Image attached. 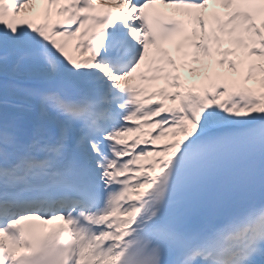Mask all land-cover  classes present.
Returning <instances> with one entry per match:
<instances>
[{
    "label": "snow or ice",
    "instance_id": "snow-or-ice-1",
    "mask_svg": "<svg viewBox=\"0 0 264 264\" xmlns=\"http://www.w3.org/2000/svg\"><path fill=\"white\" fill-rule=\"evenodd\" d=\"M0 264H264V0H0Z\"/></svg>",
    "mask_w": 264,
    "mask_h": 264
}]
</instances>
